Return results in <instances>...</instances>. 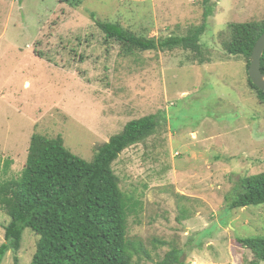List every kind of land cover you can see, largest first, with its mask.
Segmentation results:
<instances>
[{
  "label": "rangeland",
  "instance_id": "obj_1",
  "mask_svg": "<svg viewBox=\"0 0 264 264\" xmlns=\"http://www.w3.org/2000/svg\"><path fill=\"white\" fill-rule=\"evenodd\" d=\"M59 1L0 0V183L22 174L34 134L61 136L89 162L127 122L154 116V133L112 164L137 203L127 236L144 254L133 264H157L172 250L181 264H250L237 238L264 237V205L228 202L241 178L264 172V105L245 60L220 42L228 24L264 21V0ZM208 6L203 64L182 49L124 55L91 18L147 38L182 37ZM9 220L0 210V245ZM37 241L25 229L1 264H30Z\"/></svg>",
  "mask_w": 264,
  "mask_h": 264
},
{
  "label": "trees",
  "instance_id": "obj_2",
  "mask_svg": "<svg viewBox=\"0 0 264 264\" xmlns=\"http://www.w3.org/2000/svg\"><path fill=\"white\" fill-rule=\"evenodd\" d=\"M82 1L59 2L78 7ZM203 3L206 6L209 0ZM211 13V6L206 7L202 24L185 36L157 39L136 35L118 22L97 20L93 14L91 18L105 42L117 43L124 55L182 49L203 64L200 39ZM263 32L264 21L231 23L220 45L229 56L242 57L248 71L253 47ZM260 71L264 74V52ZM247 81L264 105V91L251 83L248 73ZM157 125L154 116L127 122L95 147L89 162L66 149L61 136L32 135L22 174L0 183V210L10 219L3 227L0 264L9 251H19L25 229L38 236L30 264H133V257L144 254L141 240L127 236L128 217L137 203L121 190L112 164L125 149L151 136ZM9 165L5 162L4 167ZM260 205H264V172L241 178L228 202L230 210ZM237 241L252 252L250 264L264 262V237ZM14 263L18 264L16 257ZM157 264H181L180 253L172 250Z\"/></svg>",
  "mask_w": 264,
  "mask_h": 264
},
{
  "label": "water",
  "instance_id": "obj_3",
  "mask_svg": "<svg viewBox=\"0 0 264 264\" xmlns=\"http://www.w3.org/2000/svg\"><path fill=\"white\" fill-rule=\"evenodd\" d=\"M264 52V32L257 39L250 57L248 77L251 83L261 91H264V74L260 71V60Z\"/></svg>",
  "mask_w": 264,
  "mask_h": 264
}]
</instances>
